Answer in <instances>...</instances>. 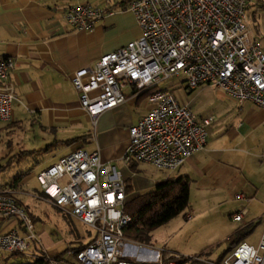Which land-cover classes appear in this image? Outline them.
Here are the masks:
<instances>
[{
	"label": "built area",
	"instance_id": "obj_1",
	"mask_svg": "<svg viewBox=\"0 0 264 264\" xmlns=\"http://www.w3.org/2000/svg\"><path fill=\"white\" fill-rule=\"evenodd\" d=\"M248 0H129L140 37L74 73L73 88L83 110L95 119L128 96H144L151 110L128 130L121 162L142 163L158 170L176 171L204 151L213 115L198 117L189 103H179L160 82L184 76L190 91L200 86L220 88L238 103L250 102L264 110V51L247 26ZM66 25L91 32L104 10L78 4L63 11ZM11 58L0 60V123L11 119L16 99L8 76ZM41 196L52 207L94 232L83 249L70 248L58 258L49 255L33 233L31 218L14 194L0 190V224L13 220L15 228L0 226V257L22 255L44 264H264V232L257 248L237 244L220 261L160 251L154 261L126 255L131 244L124 230L132 219L125 213L126 182L97 151L75 150L36 176ZM236 199L245 200L239 194ZM245 209L232 215L243 223ZM16 220V221H15ZM262 254H259V253ZM74 259L73 263L70 260Z\"/></svg>",
	"mask_w": 264,
	"mask_h": 264
},
{
	"label": "crops",
	"instance_id": "obj_2",
	"mask_svg": "<svg viewBox=\"0 0 264 264\" xmlns=\"http://www.w3.org/2000/svg\"><path fill=\"white\" fill-rule=\"evenodd\" d=\"M255 1L248 0L249 3ZM128 3L129 0H0V60L11 58L14 62L8 81L14 85L16 96L10 121L0 124L4 128H21L19 119L26 113L42 133L73 134V137L60 141L53 138L52 146L67 150L80 145L88 148L83 149L88 152L97 151L103 162L113 164L121 172L125 182L128 177H135L129 171L131 165L121 162L128 145V130L151 110L152 104L143 96H128L129 92H125L127 97L123 104L92 119L81 108L71 78L78 70L93 66L101 56L140 37L139 26L128 10ZM78 4L104 10L93 31H75L66 25L63 11ZM145 100L148 106L140 110L139 106ZM231 106L237 121L232 123L229 137L236 147L216 148L209 146L207 141L199 157L185 165L195 170L201 168L198 172L204 176L213 170L219 176L236 174L234 178L239 185L233 188L236 190L233 198L240 205L231 214V220L235 222L232 215L241 209L246 210L243 223L235 222L238 228L255 222L252 209H259L264 215V110L250 102L235 100ZM48 146L52 147L51 144ZM251 152L253 156L262 154L263 161L258 160L253 165L254 160L245 157ZM247 170L259 175V179L242 177ZM234 178L229 176V181ZM239 194L245 196V200L236 199ZM190 217L187 215V219ZM0 226L6 232L15 228L16 223L9 220ZM134 244L126 247V255L138 261L158 259V254L138 251ZM40 248L52 256L67 250L49 252L42 242ZM17 256L22 255L0 258L7 263L11 257ZM35 261H25L24 264Z\"/></svg>",
	"mask_w": 264,
	"mask_h": 264
},
{
	"label": "rangeland",
	"instance_id": "obj_3",
	"mask_svg": "<svg viewBox=\"0 0 264 264\" xmlns=\"http://www.w3.org/2000/svg\"><path fill=\"white\" fill-rule=\"evenodd\" d=\"M246 18L251 38L264 51V0L248 2ZM158 89L171 93L179 103H189L191 110L200 118L215 116V122L207 130L209 146L225 149L236 147L235 142L229 137L232 123L237 121V115L231 106L233 100L220 88L200 86L190 91L186 88L184 76L180 74L178 77L173 76L161 81ZM147 106L145 100L139 108L141 110ZM25 114L19 119L21 128H4V125L0 124L2 126L0 127V185H9L7 189L14 194L20 206L31 218L33 233L46 250L58 252L65 248L69 249L70 246L76 248L81 244L85 245L93 238L94 232L52 207L44 198H38L41 196V190L36 176L71 151L89 149L80 145L72 146L67 150L61 146L53 147V138L60 141L73 134L42 133L34 125V119ZM50 144L52 147L43 151ZM21 152L27 153L21 155ZM255 154L256 156H253V153L245 156L254 160L253 165L258 160L263 161L262 154ZM132 165L134 168L129 171L135 177H128L126 186L135 196L152 191L155 183L167 178L176 179L186 175L190 179L188 207L168 223L149 233L143 244H134L138 251L159 255L160 251L164 250L186 257L202 255L201 258L217 260L228 249L232 231L237 227V223L231 220V214L240 205L233 198L236 191L233 188L236 184L239 185L238 181H235L234 172L228 176H219L213 170L212 173L208 172L204 176L198 172L201 168L195 170L187 165L176 171L158 170L142 163ZM252 170L254 171V168ZM21 175H26L25 180L12 184ZM231 175L234 181L230 182ZM251 176L259 179V175L252 174L250 170L242 174V177L246 178ZM251 211L252 215H256V220L244 235L243 242L256 249L264 231V215H261L259 209ZM187 215L191 217L186 219ZM29 260L33 261L26 256H17L11 257L10 261L4 263L0 258V264H24ZM73 262L74 259H71L70 263ZM186 264H197V262L188 261Z\"/></svg>",
	"mask_w": 264,
	"mask_h": 264
},
{
	"label": "trees",
	"instance_id": "obj_4",
	"mask_svg": "<svg viewBox=\"0 0 264 264\" xmlns=\"http://www.w3.org/2000/svg\"><path fill=\"white\" fill-rule=\"evenodd\" d=\"M146 96V94L144 95ZM143 96V97H144ZM47 146L43 151H47ZM27 152H21L25 155ZM130 168H134L133 165ZM26 175H21L15 179L14 183L25 180ZM11 184V185H12ZM189 184L188 176H180L176 179L167 178L157 182L152 191L139 195H132L130 188L126 186L128 201L125 204V213L128 214L132 221L124 230V237L131 243L143 244L156 228L168 223L170 220L183 212L189 204ZM10 185V186H11ZM9 187L7 184L0 185V190ZM19 203V201H17ZM20 204V203H19ZM187 219V216H186ZM252 228V223L238 227L233 234L230 245L219 258L220 261L225 257L237 244L243 241L244 235ZM86 246L81 244L76 249H83ZM66 251V250H65ZM64 251V252H65ZM63 253V252H62ZM61 254V253H60ZM60 254L55 257L58 258ZM199 257L202 255H198ZM32 264H44L42 260H36Z\"/></svg>",
	"mask_w": 264,
	"mask_h": 264
}]
</instances>
